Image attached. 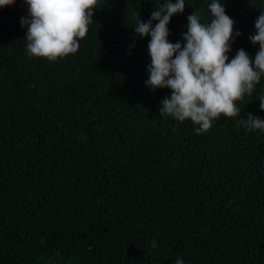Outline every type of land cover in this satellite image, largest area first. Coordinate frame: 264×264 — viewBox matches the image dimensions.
<instances>
[{
    "label": "trees",
    "instance_id": "trees-1",
    "mask_svg": "<svg viewBox=\"0 0 264 264\" xmlns=\"http://www.w3.org/2000/svg\"><path fill=\"white\" fill-rule=\"evenodd\" d=\"M159 3L100 0L78 53L56 62L27 55L24 0L0 9V264H264V133L160 116L171 90L146 86L150 37L133 29ZM209 3L186 0L170 41ZM222 4L243 33L230 58H254L264 0ZM261 95L264 78L244 119L264 118Z\"/></svg>",
    "mask_w": 264,
    "mask_h": 264
},
{
    "label": "clouds",
    "instance_id": "clouds-1",
    "mask_svg": "<svg viewBox=\"0 0 264 264\" xmlns=\"http://www.w3.org/2000/svg\"><path fill=\"white\" fill-rule=\"evenodd\" d=\"M99 2L24 0L28 15L21 17V26L26 28L27 55L56 62L78 53L80 42L94 23ZM16 3L0 0V9ZM185 7L186 0H162L150 19L144 21L139 16L133 28L140 38L150 37L146 86L153 92L171 90V95L161 101L160 116L181 124L190 121L197 134L209 132L221 117L240 118L245 130L264 133V118L249 113L244 119L238 106L246 96L253 95L264 78V11L249 36L251 44L258 46L255 57L240 48L230 58L232 45L243 33L235 29L222 0H211L210 18H202L197 11L189 15L182 41H170L169 25ZM259 105L264 111V95L259 97ZM151 247H158L155 240ZM175 264H185V260L178 256Z\"/></svg>",
    "mask_w": 264,
    "mask_h": 264
}]
</instances>
